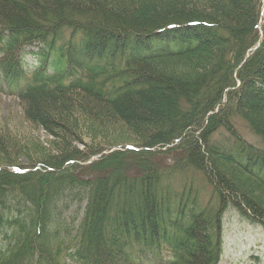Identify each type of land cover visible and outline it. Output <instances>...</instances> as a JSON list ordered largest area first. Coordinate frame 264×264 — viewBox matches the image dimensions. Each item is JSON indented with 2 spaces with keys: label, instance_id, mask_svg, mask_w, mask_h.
I'll return each instance as SVG.
<instances>
[{
  "label": "trees",
  "instance_id": "1",
  "mask_svg": "<svg viewBox=\"0 0 264 264\" xmlns=\"http://www.w3.org/2000/svg\"><path fill=\"white\" fill-rule=\"evenodd\" d=\"M263 10L0 0V95L62 140L24 164L0 134V264H217L227 209L264 227Z\"/></svg>",
  "mask_w": 264,
  "mask_h": 264
},
{
  "label": "rangeland",
  "instance_id": "2",
  "mask_svg": "<svg viewBox=\"0 0 264 264\" xmlns=\"http://www.w3.org/2000/svg\"><path fill=\"white\" fill-rule=\"evenodd\" d=\"M259 22L260 24L264 23V10L261 12ZM26 61L27 68L35 65L31 64L32 56H28ZM79 123L82 127L81 142L74 138L72 144L79 150L85 151L96 144L103 148H107L111 144L118 147L136 144V141L126 137L124 130L97 133L94 127H89L82 121ZM118 128L120 129V127ZM241 132L246 135L242 130ZM0 134H7L8 137L15 136L25 142L27 151L15 153L19 161L24 164L28 160L25 154L32 159L48 155V153L56 154L55 146L62 143L61 139L50 135L41 127L29 123L24 117L19 101L6 95H0ZM3 162L0 156V166ZM221 238L222 251L217 264H264V227L262 225L241 217L234 209H227L222 214Z\"/></svg>",
  "mask_w": 264,
  "mask_h": 264
}]
</instances>
